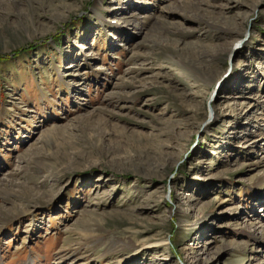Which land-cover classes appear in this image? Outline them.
Instances as JSON below:
<instances>
[{"label": "rangeland", "instance_id": "374dc122", "mask_svg": "<svg viewBox=\"0 0 264 264\" xmlns=\"http://www.w3.org/2000/svg\"><path fill=\"white\" fill-rule=\"evenodd\" d=\"M51 1L0 0V264H264V0Z\"/></svg>", "mask_w": 264, "mask_h": 264}, {"label": "bare ground", "instance_id": "6f19581e", "mask_svg": "<svg viewBox=\"0 0 264 264\" xmlns=\"http://www.w3.org/2000/svg\"><path fill=\"white\" fill-rule=\"evenodd\" d=\"M35 2V3H34ZM34 2L28 3V8H30V13L32 16H39L41 14V10L44 11H50L54 8V2H50V0H34ZM240 3V0H227L226 6L234 7ZM17 7V6H16ZM196 11H200L199 7L195 8ZM204 24L207 25L209 29L215 30L217 32H228V33H235L237 31V24L236 20L233 18L229 21L225 20H215L209 23L205 19H202ZM174 32V31H173ZM174 38V35L172 32H168L165 34V36L160 37V43L157 45H163L167 44L166 42H170ZM178 39V38H177ZM180 40V39H179ZM157 43V42H156ZM155 44V42H154ZM221 51V48L218 49L216 52L208 51L203 48H196L194 49V57L191 60V71L192 76L196 78L197 80H200L201 84H207L211 83L212 79L209 77V69L211 66L212 61L216 59L218 52ZM193 52V51H192ZM225 83L227 85V79L225 80Z\"/></svg>", "mask_w": 264, "mask_h": 264}]
</instances>
